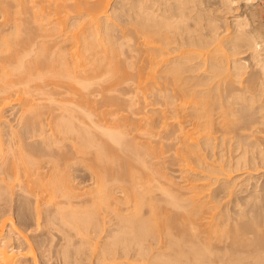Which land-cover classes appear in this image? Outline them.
<instances>
[{
  "label": "bare ground",
  "instance_id": "6f19581e",
  "mask_svg": "<svg viewBox=\"0 0 264 264\" xmlns=\"http://www.w3.org/2000/svg\"><path fill=\"white\" fill-rule=\"evenodd\" d=\"M3 1L4 23L13 28L0 33V104L25 106L20 128L1 123L0 137L24 156L68 132L73 159L94 164L98 195L83 201L68 185L73 192L67 187L55 206L87 209L65 214L46 208L51 198L40 203L47 187L35 184L46 191L37 195L29 175L33 187L23 182L14 199L18 221L49 229L29 243L0 206V264H264V0H24L14 11ZM61 88L62 98L50 93ZM130 88L140 103L159 107L171 178L160 166L151 177V152L136 147L126 120L124 131L123 110L112 112L132 107L133 98L118 94ZM46 108L48 118L57 108L68 122L53 121L52 137L43 128ZM23 156L26 175L32 164ZM114 165L124 175L109 176ZM10 190L0 187V199ZM153 191L166 207L144 209L157 201ZM157 204L169 207L163 213Z\"/></svg>",
  "mask_w": 264,
  "mask_h": 264
},
{
  "label": "rangeland",
  "instance_id": "374dc122",
  "mask_svg": "<svg viewBox=\"0 0 264 264\" xmlns=\"http://www.w3.org/2000/svg\"><path fill=\"white\" fill-rule=\"evenodd\" d=\"M19 1H23L24 2V0H6V5H8V7H11V9L14 11L15 10V7H14V5H17L18 3H19ZM1 2H5V1H3V0H0V6H1ZM262 6V7H261ZM260 7L261 8H264V3H262L261 5H260ZM14 8V9H13ZM33 12V11H32ZM4 21H5V16H4V12H3V10H1V7H0V33L3 35V34H7V33H10L11 31H12V28H13V24H10V23H8V24H6V23H4ZM4 23V24H3ZM256 23H258V22H256ZM5 32V33H4ZM50 93H52V94H54L57 98H62L63 96H65V94L66 93H68V91H67V89H65V88H61V89H59V90H57V91H55V89H51L50 90ZM118 94L124 99V100H127V99H130V98H133L134 100H135V103L132 105V107H130V109L128 110V106H125V107H123L124 105H125V103L124 104H122V105H120L119 104V106L121 107H118V108H116V106H115V109L116 110H114V108H113V110L114 111H112V112H115V111H118V115H119V112H120V109L121 110H123V112L121 113L120 112V117H122L121 116V114H123L124 116L123 117H125L126 119H123V121H121V124L123 123L124 124V121L126 120V122L125 123H127V124H125L126 125V127H127V129H128V131H130V135L134 138L135 137V139H133L134 140V142L136 141V142H138L137 144H136V147H138V149H141V151H143L142 153L144 154V156L148 153V152H151L152 153V151L155 153H157L156 154V156H157V158H158V156H160L159 157V159H154V158H156V157H154L153 158V156H152V154L151 153H149V157H147L146 158V161L148 162V163H146V164H148L147 165V168H149V169H151V170H153L151 173L149 172V174L151 175V177L153 178V176L154 177H156L155 176V172H154V170H155V168H158L159 166V168H163L162 169V171L165 173V175H167L169 178H171L172 177V175H173V172H172V168H171V155H169V154H171V152H169V148H168V151H166L167 150V147L168 146H166L167 144L169 145V143H170V141L168 140V138H167V136H166V133L164 132V131H162L159 127H158V121H157V110L159 109V107L158 106H156V105H147V104H144V103H140L137 99H138V95H137V93L135 92V90L134 89H132V88H130V89H124V90H121L120 92H118ZM1 97V96H0ZM30 99L32 98V96H30L29 97ZM1 99V98H0ZM93 99L94 100H99V97H97V93H95V95L93 96ZM39 102V101H38ZM38 102H36L35 104H37ZM0 103H1V100H0ZM40 103H42L41 101H40ZM39 103V104H40ZM42 106H43V103L41 104ZM40 105V106H41ZM127 105H129V104H127ZM24 106H25V104L24 103H22V105H11V106H9V107H3L1 104H0V112H1V115H2V117L0 118V124L1 123H7L8 125H9V127L13 130V131H17L19 128H20V126H21V124H20V121H21V118H22V116H24V112H23V109H24ZM39 106V105H38ZM45 106V105H44ZM53 106V105H52ZM56 106V105H55ZM97 106L98 107H100L101 109L103 108V105L101 104V103H98L97 104ZM46 107V106H45ZM57 107V106H56ZM122 107L124 108V109H122ZM48 108V107H47ZM46 108V109H47ZM52 108V107H51ZM55 108V107H54ZM58 108V107H57ZM54 109L53 110V113H54V117L53 118H48V117H50L49 116V110L47 109V112H46V115L47 116H45L47 119L45 120V121H47V122H44L43 124V128H44V130L46 129V133L48 134V136H50V137H52V135H53V133H54V131H53V128H54V124H60L59 125V127H61V125H67V123L68 122H66V123H64V120H62L63 121V123L60 121V119H62L61 117H59L58 118V115L61 113L60 112V110H58V109ZM111 108V107H110ZM110 108H109V110H110ZM43 109V108H42ZM105 109V108H104ZM104 109H102V110H104ZM52 109H50V111H51ZM111 110H112V108H111ZM101 110H99V112H100ZM43 112V111H42ZM45 112H43V113H45ZM102 112V111H101ZM56 115H57V117H56ZM44 117V118H45ZM57 120H56V119ZM54 119V120H53ZM59 119V120H58ZM101 119V120H100ZM98 120H100V122H98V123H102L101 125H106V123H108L109 122V120H110V118L108 119H106L105 121H104V118H99ZM49 121V122H48ZM53 121H56L54 124H53ZM46 123V124H45ZM49 123V124H48ZM110 123H112V122H110ZM113 124V126H111V125H109V123H108V125L111 127V128H113L114 126H115V124L114 123H112ZM121 124H119L120 126H121ZM122 124V125H123ZM108 125H106V126H108ZM57 127V125L55 126V128ZM123 127H124V125H123ZM122 126H121V128H123ZM126 127H124V131H126L127 132V129L125 130V128ZM51 129H52V131H51ZM58 130H59V128H57ZM166 129V128H165ZM60 130H61V128H60ZM59 130V131H60ZM123 131V130H122ZM50 132H51V134H50ZM58 132V131H57ZM56 132V134L52 137L53 139H54V141L57 143V144H55V142H53V141H50V143L52 144V143H54V144H52V145H50L49 144V146H50V148L49 147H47V146H45V145H42L43 147H46V149L45 148H40L39 150H37V151H35L34 153H31V152H29V153H31L30 155H29V153H27V152H25V151H23V154H24V156L23 155H21L22 153H17L15 150L17 149L15 146V148L13 147H11V146H9V144L8 143H6L7 141H6V138H5V140H2V139H4V137H0V154L2 155V156H0V161H2V160H4L3 162L4 163H7L6 165H4L3 167H0V187H9L11 190L10 191H8L7 193L8 194H6L5 193V196L6 197H4V199L3 198H1L0 199V206H3V207H5L6 209H7V211L9 212V214H11V217L13 218V220L16 222V228L19 230V231H23V233H22V235H23V237L25 238V240L27 239V241H29V243H33L34 241H36V239H38L39 237H38V235L39 236H43V237H45V235H47V231L46 230H48L49 228L48 227H45V229H38L37 227H35L34 226V224L33 225H30V224H32V223H35V222H32V223H29L30 221H26L27 222V224H26V222L24 221H20V219H19V221L20 222H23V224L21 225L20 223H19V221H18V218H17V213L15 212L16 210H15V205H16V198H17V196H18V194H20L21 193V191L23 190L22 189V187L24 186V183L26 184L27 183V181L28 180H31L32 178H33V180H34V187H33V185H31V184H33V182L31 181V183L29 182V186H32L33 188H34V190L36 189V186L37 185H40L39 183H43V186L45 185V187H47V188H45V187H43V188H45L44 190H46V191H48L47 193H46V195H45V193H43L44 194V196H46L45 198H46V202H42V200L44 199H42V197H44L43 195L41 196L40 194V196H41V198H38V199H42L41 201H40V203L42 204V203H44V204H47V202H49V198H51V200L52 199H54V200H50V202L47 204V205H45L46 206V208H54V207H63L62 209L61 208H59V210L61 211V212H64L65 214H69L70 212H72V210L74 211V210H77V211H79V210H83L84 208H86L87 209V207H83V208H77L76 206H55L56 205V202L58 203V201H56V198H57V200H60L61 199V201H63L62 199H65L66 200V198H67V195H68V193H66V195L63 193L66 189H67V187H68V189L66 190V191H69V186L68 185H70V186H73V185H75L76 187H78V188H80L79 190H73L74 191V193L75 194H77V195H79L80 197H81V199H83V201H87L88 200V198L91 200V199H94V194H97V192H96V190H95V192L96 193H94V192H92V191H94V189L95 188H93V187H91V185L92 186H94V183H95V179L97 180V171H96V169L95 168H93V166H94V164L92 165V162L91 161H89V160H87V161H89V162H83V161H78V160H76L77 162H75V160L73 159V157L75 158L76 156H73L74 155V152H73V154H72V150H70V149H73V145H72V143L74 144V142L72 141V143L70 142L72 139V137L73 136H70V134H68L69 135V137H67L64 133H68V132H65V131H61V134H63V136L65 135V138L67 139L68 138V142H66L67 140L64 138V137H62L61 138V134L59 135L58 133ZM45 133V134H46ZM47 134L45 135V136H47ZM72 135V134H71ZM44 136V137H45ZM47 136V137H48ZM59 136V137H58ZM130 136V137H131ZM163 136V137H162ZM56 137V138H55ZM131 137V138H132ZM36 138V139H35ZM35 138H33V140H37V138H38V140H39V138L40 137H35ZM59 138H61V141L59 140ZM47 139V138H46ZM49 139V138H48ZM52 139V140H53ZM56 139V140H55ZM57 139H58V141H57ZM62 139H63V141H62ZM65 139V140H64ZM2 140V141H1ZM33 140H31V141H33ZM40 140H42V139H40ZM73 140H74V138H73ZM132 140V141H133ZM4 141H6V142H4ZM46 141V140H45ZM48 140L46 141V142H49ZM66 142V144H65V142ZM64 142V143H63ZM70 142V143H69ZM6 143V144H5ZM5 144V145H4ZM45 144V143H44ZM65 144V145H64ZM138 144H140V146L138 145ZM8 145V146H7ZM53 145H54V148H53ZM138 145V146H137ZM5 147H6V150L4 151V149H5ZM10 147V148H9ZM18 147V146H17ZM59 147H60V149H59ZM141 147V148H140ZM62 148V149H61ZM3 149V150H2ZM14 149V151H13V153L11 152L10 153V151H12ZM44 149H45V151H44ZM154 149L156 150V151H154ZM53 150V151H52ZM147 151V153H146V151ZM148 150H150V151H148ZM164 151V154L162 155V152L161 151ZM139 151V150H138ZM9 152V153H8ZM53 152L55 153V154H53ZM168 152H169V154H168ZM4 153V154H3ZM25 153L28 155V157H32L31 158V160L30 159H28V158H26L25 157ZM37 155H36V154ZM49 153H51L52 155H50ZM141 153V152H140ZM141 153V154H142ZM67 154V155H66ZM26 155V156H27ZM48 155V156H47ZM55 155V156H54ZM58 155H59V157H58ZM19 156H23V158L25 157L26 158V160L28 159V162H29V165H30V163L32 164V165H30L29 166V168L30 167H32V168H28L29 169V171H28V173H26V175L24 174V171L23 170H21V169H23L22 167H19V165L21 166V162H20V158H18ZM36 158H35V157ZM38 156V157H37ZM51 156V157H50ZM146 156H148V155H146ZM151 156V157H150ZM2 157H3V159H2ZM53 157H56L54 160L52 159ZM68 157V158H67ZM24 158V159H25ZM58 158V159H57ZM49 159H51V160H49ZM70 159V160H69ZM18 160H19V162H18ZM59 160H60V163H59ZM72 160V161H71ZM53 161H56V162H53ZM153 161V162H152ZM157 161L158 162V166H157V162H156V164H155V162ZM52 162V163H51ZM46 165H45V164ZM48 163V164H47ZM50 163V164H49ZM54 163H55V165H54ZM151 163V164H150ZM163 165H162V164ZM13 164H14V166H13ZM19 164V165H18ZM35 164V165H34ZM58 164V165H57ZM161 164V165H160ZM12 165V166H11ZM18 165V166H17ZM44 165V166H43ZM88 165H90V166H88ZM11 166V169L13 170V168L12 167H14L16 170H10L9 169V167ZM34 166V167H33ZM50 166V167H49ZM58 166V167H57ZM111 166V165H110ZM155 166V167H154ZM17 167H18V169H17ZM44 167H47V168H45L44 169ZM60 167V168H59ZM116 167H117V169H116ZM115 167V165L113 166V168H111V170H110V174H109V176H111L112 178L114 177V175L113 174H115V176H117L116 175V173L117 172H115V170L117 171V170H119L118 169V166H116ZM154 167V168H153ZM40 168V169H39ZM43 168V169H42ZM49 169V170H48ZM52 169V170H51ZM113 169V170H112ZM32 170V171H31ZM39 170H41V171H39ZM151 170H149V171H151ZM21 171V172H20ZM31 171V172H30ZM111 171H113V174L111 173ZM120 172H122V169L121 170H119ZM18 172V173H17ZM30 172V173H29ZM32 172H33V174H32ZM40 172V173H39ZM94 172H95V174H94ZM153 172H154V175H153ZM17 173V174H16ZM123 173V175H124V172H122ZM157 173V172H156ZM40 174V175H39ZM118 174H120L119 176H118V179L117 178H115V179H117L116 181H118L119 180V178H122V177H120L121 176V173H119L118 172ZM29 175H31V177L32 178H29L30 176ZM35 175V176H34ZM113 175V176H112ZM122 175V176H123ZM27 176V177H26ZM37 176V177H36ZM39 176V177H38ZM71 176V177H70ZM158 176V175H157ZM111 177H109V179L111 178ZM150 177V176H149ZM38 178L40 179V180H38ZM107 178H108V176H107ZM111 178V179H112ZM157 178V177H156ZM27 179V180H26ZM108 179V181H110ZM114 179V178H113ZM125 179H127L126 177H125ZM160 179V180H159ZM158 180L162 183V187L165 189V190H168L169 188H168V185H166V180L165 179H163V178H158ZM39 181V182H38ZM41 181V182H40ZM155 181H156V179H155ZM24 182V183H23ZM71 184H70V183ZM113 182H115L114 180H113ZM110 183H111V181H110ZM118 183V182H117ZM117 183H115L114 184V186L117 184ZM35 184H36V186H35ZM73 184V185H72ZM113 184V183H112ZM119 184H122V186H124V183H120V181H119ZM119 184H117L118 186H119ZM28 185V184H27ZM116 185V187H118ZM22 186V187H21ZM41 186V185H40ZM50 186V187H49ZM53 186H56V188H53ZM74 186V187H75ZM89 186H90V188H89ZM121 186V185H120ZM42 187V186H41ZM38 188V187H37ZM40 188V187H39ZM43 188H40L39 189V191L42 193V192H46V191H44L43 190ZM48 188L50 189V190H48ZM54 189V191H53V189ZM59 190H58V189ZM119 188V187H118ZM55 189H57L56 191V193L58 194H53V192H55ZM88 190H89V192H88ZM38 190L36 191L35 190V192H36V194H37V192L38 193H40ZM51 191H53V192H51ZM65 191V192H66ZM72 191V190H71ZM71 191H69L70 193H71ZM72 191V192H73ZM80 191V192H79ZM83 191H85V192H83ZM90 192L92 193L91 195H90ZM154 192V195H155V199L157 200L156 202H153V200H152V202L151 201H149V199L147 200V202L149 201L150 202V204H147L146 203V201H145V203L148 205V206H145L144 207V209H146V210H148V211H150V206H151V208H152V206L153 207H156V206H154L156 203H160L161 205L162 204H164V206L168 203V201H167V198L165 197H162V196H160L161 195V193L160 192H158V191H153ZM63 193V195H65V198H64V196H62V197H60V195ZM83 193V194H82ZM88 194V198H85L86 196H87V194ZM94 193V194H93ZM152 193V192H151ZM60 194V195H59ZM35 195V194H34ZM38 195V194H37ZM51 195H54V198L51 196ZM83 195H85V196H83ZM98 195V194H97ZM154 195H151L153 198H154ZM8 196V197H7ZM49 196V197H48ZM93 196V197H92ZM33 199H35V198H37L36 196L34 197V196H31ZM47 197H48V199H47ZM83 197V198H82ZM146 197H149V196H146ZM157 197V198H156ZM159 197V198H158ZM6 198V199H5ZM60 198V199H59ZM95 198H96V196H95ZM15 199V200H14ZM80 199V198H79ZM81 199H80V201H81ZM97 199V198H96ZM96 199H94V200H96ZM2 200V201H1ZM163 200H164V202H163ZM44 201H45V199H44ZM163 202V203H162ZM153 203H155L154 205H152ZM15 204V205H14ZM52 204H54V205H52ZM145 204V205H146ZM157 204V206H158V208L159 207H162L161 205L159 206ZM134 205V203L132 202V201H129V204H127L125 207L126 208H128V207H132ZM168 205V204H167ZM166 205V206H167ZM162 207L163 208V210L164 211H161V212H165V209H167V208H165V207ZM75 207V208H74ZM70 208H72V210L70 209ZM165 208V209H164ZM85 209V210H86ZM101 209H103L102 207H101ZM63 210V211H62ZM64 210H66V211H64ZM67 211H69V212H67ZM76 211V212H77ZM67 212V213H66ZM75 212V213H76ZM29 228V227H31V228H29L30 229V231L29 230H26L27 229V227ZM36 228V229H35ZM25 229V230H24ZM32 229V230H31ZM37 230V231H36ZM27 231V232H26ZM25 232V233H24ZM43 234V235H42ZM38 237V238H37ZM34 239V240H33ZM24 241V240H23ZM26 242V241H25ZM34 249H36V245L35 244H32L31 245ZM36 251V250H35ZM36 254L39 256V251H36ZM39 259V257L37 258V260ZM39 262H40V260H38Z\"/></svg>",
  "mask_w": 264,
  "mask_h": 264
}]
</instances>
